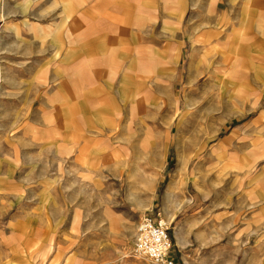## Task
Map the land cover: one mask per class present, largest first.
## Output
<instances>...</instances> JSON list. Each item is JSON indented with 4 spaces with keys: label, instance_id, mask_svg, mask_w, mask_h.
<instances>
[{
    "label": "rangeland",
    "instance_id": "obj_1",
    "mask_svg": "<svg viewBox=\"0 0 264 264\" xmlns=\"http://www.w3.org/2000/svg\"><path fill=\"white\" fill-rule=\"evenodd\" d=\"M172 211L176 264H264V0H0V264H156Z\"/></svg>",
    "mask_w": 264,
    "mask_h": 264
},
{
    "label": "built area",
    "instance_id": "obj_2",
    "mask_svg": "<svg viewBox=\"0 0 264 264\" xmlns=\"http://www.w3.org/2000/svg\"><path fill=\"white\" fill-rule=\"evenodd\" d=\"M170 224L160 213L144 214L136 235L135 253L156 264H176Z\"/></svg>",
    "mask_w": 264,
    "mask_h": 264
},
{
    "label": "crops",
    "instance_id": "obj_3",
    "mask_svg": "<svg viewBox=\"0 0 264 264\" xmlns=\"http://www.w3.org/2000/svg\"><path fill=\"white\" fill-rule=\"evenodd\" d=\"M233 2L234 0H230V2ZM64 9L68 12H72L73 10L71 9V6L68 2L64 3ZM26 8H23V12H26ZM234 25V24H233ZM239 37H240V31L237 30V28L234 26L231 27L229 33L227 34V40H228V47H229V53L231 56H234L235 54H238V49H239ZM235 66L234 64L231 65V69H230V74H234L235 73ZM196 73H198L197 71H195ZM191 83V81H190ZM230 89V96L229 98H232V104L234 107H237L238 106V102H239V98L241 97V92H242V89L240 88V86L237 85V83L232 80V79H228L226 81V84H223V91L227 90V89ZM120 94H123V89H121V91H119ZM228 92V90H227ZM235 99V100H234ZM187 106L190 107V104L188 103ZM87 110V109H86ZM86 114L89 116H91V113H89V111H86ZM178 115L182 116V113H177ZM176 114V115H177ZM184 114V113H183ZM92 117V116H91ZM217 131V129L215 130ZM183 169V165L180 166L179 170H182ZM172 186V185H171ZM172 189H169L168 190V198L170 199V197L172 196ZM137 202V205L138 207L141 209L142 206H140L139 202L140 203H143L145 204L142 200H136ZM146 205V204H145ZM146 206H149V205H146ZM17 217L15 218L14 222H12L10 224V231H11V234L10 236L12 237H22L23 238V234H22V231H23V226H24V221L27 220L28 218V214H20L19 211L16 215ZM175 216V211H172V212H166L164 214V217H168L167 219L170 220V222H172L173 218ZM176 235H177V241L179 242V244H182L183 243V240H184V236H183V231H182V228L181 227H177V231H176ZM0 238L2 240H5L7 239L8 237L5 236V232L2 231L0 232Z\"/></svg>",
    "mask_w": 264,
    "mask_h": 264
},
{
    "label": "bare ground",
    "instance_id": "obj_4",
    "mask_svg": "<svg viewBox=\"0 0 264 264\" xmlns=\"http://www.w3.org/2000/svg\"><path fill=\"white\" fill-rule=\"evenodd\" d=\"M140 206H142L141 207V210L142 211H144V210H146L147 208H148V206H146V205H144V204H142V205H140ZM168 218V217H167ZM167 218H165L166 220H167V222H170V220L169 219H167ZM137 235V234H136Z\"/></svg>",
    "mask_w": 264,
    "mask_h": 264
}]
</instances>
